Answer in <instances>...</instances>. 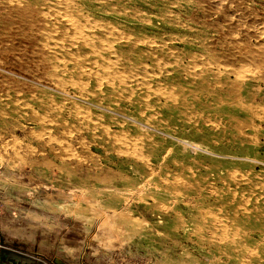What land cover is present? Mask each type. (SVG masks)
<instances>
[{
  "label": "rangeland",
  "instance_id": "obj_1",
  "mask_svg": "<svg viewBox=\"0 0 264 264\" xmlns=\"http://www.w3.org/2000/svg\"><path fill=\"white\" fill-rule=\"evenodd\" d=\"M111 1L117 4L116 14H103L104 19L113 20L121 31H131L153 46L164 42L174 48L168 50L164 60L161 54L156 61L144 60L133 78L127 76L128 69H122L128 82L136 84L139 91L143 85L153 86L156 81L162 85L181 83V79L174 78L177 75L174 69L187 66L188 70L194 68L195 74L203 72L210 81L215 80L212 72L227 70L230 74H224L235 85L247 86L240 88L244 103L252 110H258L256 107L264 103V0ZM41 8L34 0H0V107L7 112L9 108L3 101L15 95L36 96L40 89L55 93L59 83L60 77L55 78L59 70L53 67L51 59V42L47 41L48 23ZM180 49L183 55L179 58L175 54ZM191 61L194 63L188 65ZM145 65L150 75L142 76L139 73ZM234 72L236 75L240 72V76L235 77ZM166 74L170 77L165 78ZM181 74L186 75L185 71ZM85 82L86 90L90 91L92 80ZM217 95L199 89L179 94L176 98L183 99L174 105L173 114L156 107L145 109L142 114L127 111L132 119H124L126 127L147 124L155 141L160 142L136 145L139 159L114 152L103 143L106 153L98 152L101 159L97 164L83 159L61 160L63 148L76 150L82 156L87 150L76 145L72 137L75 133L66 137L58 130L51 135L33 128L35 137L38 135L44 141L54 137L60 139L59 144L31 146L27 143L31 136L26 135L14 147V138H18L2 132L0 241L8 247L29 242L28 237L35 230L56 234L62 229V240L74 249L76 264H264V219L262 230L255 232L251 226L253 219L222 215L233 209L223 199L228 187L222 179L214 181L217 190L214 194L205 187L192 191L164 189L165 180L173 176L193 181L189 169L201 173L204 167L217 163L218 167H224L223 173L229 170L244 179L249 177L243 198L261 199L264 125L260 132L245 128L247 138L243 146L235 145V136L223 132L222 127L227 121L225 113L234 110L217 102ZM221 95L227 97L225 93ZM163 101L160 98L157 102ZM92 105V111H102ZM238 116L246 118L243 112ZM96 120L106 123L103 118ZM22 122V118L8 115L0 121V127L9 128ZM91 132L82 130L85 146L90 145ZM195 161L200 165L194 164ZM111 168L120 174L110 176L106 170ZM133 170L139 173L132 176ZM253 175L256 177L251 179ZM202 208L216 214V218L195 217ZM45 229L48 231L44 232ZM245 242L249 247L242 248Z\"/></svg>",
  "mask_w": 264,
  "mask_h": 264
},
{
  "label": "bare ground",
  "instance_id": "obj_2",
  "mask_svg": "<svg viewBox=\"0 0 264 264\" xmlns=\"http://www.w3.org/2000/svg\"><path fill=\"white\" fill-rule=\"evenodd\" d=\"M11 1L13 2V0H10V2ZM34 1L39 2L42 7L41 9L44 10L43 14L45 16L46 23H48L47 25L49 31V34H47V41H49V43L51 42L50 46L52 47L51 59L53 60V67H55L56 70H59V73H57L58 75L55 74L56 76H54L55 78L60 77V79L59 83L57 82L56 84L55 93H51L46 89H40L39 94H36V96L31 95L27 97H21L15 95L14 97L7 99L5 102L3 101V104L6 105L9 110L7 112L5 108L0 107V121H4L6 116L11 115L12 118H22L23 122L13 125L9 128H5L1 125L0 142L1 139H3L2 132H7L15 135L18 138H14V147L18 142H23V137H26V135L31 136V138L28 137V140L26 139L28 141L27 143L31 144V146L35 145V147H40L46 144H56L60 139L58 140L57 138L52 137L51 139L44 141L38 138V135H36V138L34 136L35 133L32 130L33 128H39L40 130L49 132L50 134L51 132L58 130L61 135L66 137H71L70 135L75 133L72 137H74L73 140H75L76 145L78 147L84 146V148L87 149L83 152L82 156V154L77 153L75 149V152H72L67 148H63L64 153L62 154L63 157L61 160L76 159L79 162L80 159H83V161L91 160L93 164H97L101 159V156L98 154V152L106 153L103 143H106L110 148L113 149V151L115 150L114 152L126 154L127 157L135 156L138 158V155L140 156V152L135 148L136 145L145 142H160L155 141V135L150 131V129H148L149 125L147 124L139 125L135 123L126 127L124 125L126 120L124 119L131 118L127 111L136 113L138 112L142 114L145 109L156 107L162 112L167 111L170 114H173L174 111H172V108H174L176 103L183 99V97H181V99L176 97L179 94H188L189 92H194L197 89L214 91L216 95L218 94L216 97L217 102H221L223 105L229 106V109L231 108L234 110L225 113L227 116V121L222 123V127L223 132H230L235 136V140L233 141L235 145L243 146L244 141L247 138L244 132L245 128L252 132H260L262 130V125H264V103L256 107L258 110H252L249 105L244 103V97L239 95L240 88L245 89L247 86L235 85L236 83L234 84L233 81L228 79V76L226 77L225 74H230V72L227 70H222L223 73L219 72L218 69L216 72H210L215 78V80L213 79V81H210L205 77L203 72H196L199 74L197 75L195 72H192L194 71V68L188 70L186 68L187 66H185L174 69L175 74H177L174 78L181 79V83L162 85L161 82L156 81V84L153 86H149V84L143 85L141 88H139L140 91L138 90L136 84L129 83L127 78L135 77L133 73L138 72L137 69L144 64V60L156 61V56L159 54H161L163 59L166 57L165 55L168 53V50L170 51L174 48L170 47L169 44L164 42H162V44L153 46L151 45V42H148V40L146 41V39L134 36L131 31H121L120 28H118L117 23L113 20L104 19L102 17L103 14H116L115 7L117 4L111 3V0ZM19 3L21 4V1H19ZM26 9H28V7ZM147 21L149 20L147 19ZM181 55H183V51L180 49L175 54V56H179L180 58ZM45 63H48V61ZM193 63L194 62L191 61L188 65H192ZM206 64L207 62L205 65ZM236 67L240 68V65ZM122 69H128L130 75H127V77L126 73H124ZM147 69L148 68L145 65V68L142 69L139 74L142 76L150 75V72L147 71ZM181 71H185L186 75L181 74ZM241 71L244 72V70ZM245 72L247 73L246 70ZM53 74L54 73L52 72L51 75ZM166 75L167 76L165 78L170 77L169 74ZM235 75L236 73L234 76ZM237 75L235 77H237ZM245 77L247 78V76ZM90 79L92 80V86L90 87L91 90L87 91L84 85L86 84L85 81ZM54 80L56 82L57 79ZM4 90H6L8 93V89ZM220 93L227 94V97H223V95ZM89 96H92L93 100L87 101L86 98ZM160 98H164L163 103L157 102L160 100ZM91 104H93L92 106L96 108H100L102 111H99L100 113L92 111L90 109ZM240 112H243L246 115L245 119L242 120L239 118L238 113ZM109 113L117 116L108 115ZM187 115L189 117L190 112ZM102 118L106 120V123H101L96 120ZM138 128L146 131L139 133ZM92 129L96 130L98 133H95ZM82 130L89 132L92 130L91 139L89 138L90 145L88 146H85L86 142L81 139V136H83ZM20 135H22V137H20ZM254 137V139H256V136ZM193 147L198 149L196 145ZM193 163L200 165L197 163V161ZM110 170H106V173L110 176H116L119 173L112 171V168ZM224 170V167H218L217 163L204 167V171L201 173H196L195 171L189 169L188 174L193 177V181H181L178 178L179 176H173L172 179L165 180L166 183L164 189H168V191H192L205 187L210 191L211 194H214L217 191L214 186V181H220V179H222L228 187V192L223 199L225 200V204L227 206L230 205L231 208H233L230 214L227 215L223 212L222 215H232L234 217L240 216L244 220L253 219L254 223L251 224V226L255 228V232L257 229L261 231L264 219V190L262 191V196L260 197L261 199H258L257 197L254 199H251L250 197L243 198L242 195L245 190L244 184L247 180H249V177L244 179L241 174H235V172H229V170L226 171V173H223ZM262 172L263 180L259 184L261 188L264 189V169ZM138 173V170H133L132 176L137 175ZM121 177L122 175L120 178ZM255 177L256 176L253 175L251 179H254ZM215 215L216 214L210 212L208 209L202 208L198 210L194 216L200 218H216ZM222 229L220 232H222ZM245 232L246 231H244V233ZM241 246L242 248L249 247L246 242Z\"/></svg>",
  "mask_w": 264,
  "mask_h": 264
},
{
  "label": "crops",
  "instance_id": "obj_3",
  "mask_svg": "<svg viewBox=\"0 0 264 264\" xmlns=\"http://www.w3.org/2000/svg\"><path fill=\"white\" fill-rule=\"evenodd\" d=\"M61 230L58 229L56 234L46 232L48 231L46 229L44 230L46 234H42L43 231L38 232L35 230L33 235L30 238L28 237L29 242H22L18 245L7 247L4 245L5 243L3 244L1 241L0 243H2V246L4 245L3 247L32 259L36 264H74L77 261V258L74 257V249H71L62 240Z\"/></svg>",
  "mask_w": 264,
  "mask_h": 264
},
{
  "label": "water",
  "instance_id": "obj_4",
  "mask_svg": "<svg viewBox=\"0 0 264 264\" xmlns=\"http://www.w3.org/2000/svg\"><path fill=\"white\" fill-rule=\"evenodd\" d=\"M0 264H36L32 259L3 247L0 243ZM62 264V263H61ZM65 264V263H63Z\"/></svg>",
  "mask_w": 264,
  "mask_h": 264
}]
</instances>
